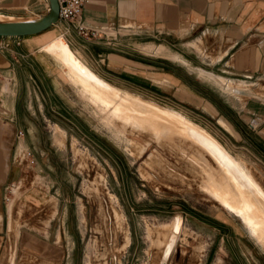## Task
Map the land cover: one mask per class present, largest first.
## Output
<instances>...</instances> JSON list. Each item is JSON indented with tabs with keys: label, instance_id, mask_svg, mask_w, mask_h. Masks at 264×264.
I'll return each instance as SVG.
<instances>
[{
	"label": "rangeland",
	"instance_id": "obj_1",
	"mask_svg": "<svg viewBox=\"0 0 264 264\" xmlns=\"http://www.w3.org/2000/svg\"><path fill=\"white\" fill-rule=\"evenodd\" d=\"M51 40L44 42L43 51ZM52 63L63 80L58 95L43 94L47 120L39 112L37 116L24 112V131L19 132L31 143L26 149L36 158L31 165L23 159L25 150H20L19 182L42 186L43 195L34 221H17L14 234L24 227L59 249L49 255L45 247L38 264H264V247L242 219L209 194V176L220 174L206 152L178 137H173L179 140L176 144H163L154 133L108 116L81 93L56 60ZM188 81L198 87V81ZM212 85L206 81V86ZM232 87V93L234 87L243 89ZM118 89L180 111L208 129L245 161L264 191V139L257 133L262 127L250 131L222 104L240 131L234 139L208 109L205 114L163 95ZM252 92L264 96V82ZM21 196L15 190L11 205L25 210ZM176 219L181 232L176 239L167 238ZM1 256V263L9 264L17 253L4 247Z\"/></svg>",
	"mask_w": 264,
	"mask_h": 264
},
{
	"label": "crops",
	"instance_id": "obj_2",
	"mask_svg": "<svg viewBox=\"0 0 264 264\" xmlns=\"http://www.w3.org/2000/svg\"><path fill=\"white\" fill-rule=\"evenodd\" d=\"M49 12L48 0H0L1 14L22 21L39 20ZM81 21L100 35L84 39L76 23L60 21L38 35L0 38V256L4 247L16 251L9 264H38L45 247L49 255L59 251L36 231H13L17 221L32 222L38 215L43 195L42 186L19 182L20 150L31 145L19 132L24 131V112H39L47 120L44 92L59 94L63 79L45 51L61 39L57 37H64L72 53L109 84L163 95L185 109L193 106L205 114L208 109L235 139L240 131L222 107L226 105L250 131L262 127L257 133L264 139V96L252 92L264 82V0H88ZM48 39L53 40L44 52ZM166 52L180 59L166 58ZM188 79L198 81V87ZM206 81L215 85L206 86ZM235 85L243 89L234 87L232 93ZM15 190L25 210L11 205Z\"/></svg>",
	"mask_w": 264,
	"mask_h": 264
},
{
	"label": "bare ground",
	"instance_id": "obj_3",
	"mask_svg": "<svg viewBox=\"0 0 264 264\" xmlns=\"http://www.w3.org/2000/svg\"><path fill=\"white\" fill-rule=\"evenodd\" d=\"M9 21L20 20L0 13V22ZM45 51L58 62L81 93L97 102L108 116L154 133L163 144H176L179 140L173 137H178L193 142L206 152L209 162L220 174L209 176V194L229 213L242 219L250 234L264 247V191L244 162L236 160L216 137L182 112L120 90L100 78L72 53L64 37L47 45ZM165 54L171 60L180 59L177 55ZM120 140L124 139L120 137ZM171 228V233L166 236L176 239L181 232L180 220H174Z\"/></svg>",
	"mask_w": 264,
	"mask_h": 264
},
{
	"label": "water",
	"instance_id": "obj_4",
	"mask_svg": "<svg viewBox=\"0 0 264 264\" xmlns=\"http://www.w3.org/2000/svg\"><path fill=\"white\" fill-rule=\"evenodd\" d=\"M50 12L39 20H26L17 22H0V38H20L34 36L49 30L59 23V3L58 0H48Z\"/></svg>",
	"mask_w": 264,
	"mask_h": 264
},
{
	"label": "built area",
	"instance_id": "obj_5",
	"mask_svg": "<svg viewBox=\"0 0 264 264\" xmlns=\"http://www.w3.org/2000/svg\"><path fill=\"white\" fill-rule=\"evenodd\" d=\"M58 3L60 8L59 22L76 23V30L79 36L84 39H95L100 35L99 31L89 28L81 21L82 10L88 0H58ZM23 159L27 160L31 165L36 164L35 156L27 149L23 152Z\"/></svg>",
	"mask_w": 264,
	"mask_h": 264
}]
</instances>
